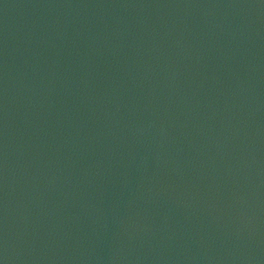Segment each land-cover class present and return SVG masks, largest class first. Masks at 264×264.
<instances>
[{
	"label": "water",
	"instance_id": "1",
	"mask_svg": "<svg viewBox=\"0 0 264 264\" xmlns=\"http://www.w3.org/2000/svg\"><path fill=\"white\" fill-rule=\"evenodd\" d=\"M0 264H264V0H0Z\"/></svg>",
	"mask_w": 264,
	"mask_h": 264
}]
</instances>
